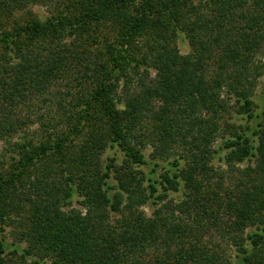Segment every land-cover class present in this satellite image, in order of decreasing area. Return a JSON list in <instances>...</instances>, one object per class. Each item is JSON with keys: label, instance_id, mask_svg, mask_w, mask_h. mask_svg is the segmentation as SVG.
I'll list each match as a JSON object with an SVG mask.
<instances>
[{"label": "trees", "instance_id": "trees-1", "mask_svg": "<svg viewBox=\"0 0 264 264\" xmlns=\"http://www.w3.org/2000/svg\"><path fill=\"white\" fill-rule=\"evenodd\" d=\"M38 5L54 14L42 20ZM263 45L264 0H0V142L12 153L0 160V264L10 225L23 228L24 264H264V110L255 120L252 100ZM52 90L61 111L42 113ZM231 97L255 124L225 140L226 164L255 161L228 186L212 161ZM36 123L37 139L14 141ZM115 146L125 165L101 164ZM148 146L155 161L180 156L147 180L135 167ZM158 186L185 197L165 203ZM75 195L84 212L64 210ZM227 236L237 263L206 241Z\"/></svg>", "mask_w": 264, "mask_h": 264}, {"label": "rangeland", "instance_id": "rangeland-1", "mask_svg": "<svg viewBox=\"0 0 264 264\" xmlns=\"http://www.w3.org/2000/svg\"><path fill=\"white\" fill-rule=\"evenodd\" d=\"M202 1H204V3H202ZM206 0H192V4L193 6H203L205 5ZM33 10L35 12V14L38 15V17H40L42 20H45L47 18H49L52 14H54V12L52 11L53 9L51 8V6L47 5H41V6H34ZM178 47L179 50L181 52L182 55H188L191 52V46L189 43V39H187V37L184 34H181L178 38ZM262 51L261 53H259L257 55V65H261L264 66V45L262 47ZM258 80L256 81V88L254 89V97H253V101H254V115L257 117L258 122H260L261 120V112L262 110H264V75L263 76H258L257 77ZM136 85V84H135ZM59 90V89H58ZM63 91V90H62ZM62 91H56V90H52L51 93L49 91L48 98H49V102H55L53 105H51L50 103H47V107H43L42 106V113H45L47 111H51L53 110L56 111L57 114L60 113V109L58 106V101H60V97L59 94ZM63 94V93H61ZM57 96V98L55 99L54 96ZM47 98V96H46ZM56 100V101H55ZM230 106H235V109H233V111L230 114H227L225 116V121L222 122V126L224 125V123H226V125H230V128L227 129L226 127H223V132L220 134L219 138L217 139L216 143L214 144V149L218 150L219 152L216 153L214 156V159L212 161V165L215 169V171L217 172V174L220 176H225V185H230L229 179H227L226 174L229 175L231 174L232 176H239V172L237 169L239 170H243L248 166H254V160L249 161L246 160L243 163H238L235 165V169H233V172L230 171L229 166L226 164V156L229 153V150L226 149H222L223 148V144L225 142V140L227 138H230V136L232 134H234V132L236 131V129L238 130V132H241V127L245 128L247 126H254L255 124V120H250L249 117L247 116V114H238L236 109L240 106V104L237 103V99L236 97H231L230 98ZM36 105H39V101H37L35 103ZM238 104V105H237ZM118 108L119 109H123L124 108V103L123 102H118ZM21 110L23 111V115L25 116L26 114V108H24V106H22ZM57 119H60V117H58ZM24 134H29V136L32 139H37V135L41 134V129L40 126L36 123L34 125L31 126V128L29 130H26V132H21L15 139L14 141H18L21 136H23ZM9 145L6 142H0V160L1 162H5V157H7V161L5 163H10L11 160V156L12 153H9ZM152 152H153V148L151 146H148V148L143 150V153L145 155L146 160L148 161L149 165L148 166H141V167H135L136 171L138 172H143V174L145 175L146 179L148 180V178L150 177V173L151 170L153 168H156L154 165L155 164H159V167L156 168V175L160 176L163 171L165 166H167L169 162L173 161L174 158H178L180 156V153H176L178 155H175L170 157L168 160H157L155 161L152 158ZM109 159H114L116 161V164L118 166H124L126 163V157L124 155L123 152H121V150L115 146V147H108L106 149V151H104L100 157V162L103 165H107V163H109ZM182 166L185 165L184 161H181ZM174 168V167H173ZM146 180L145 182V186L148 187V181ZM116 184V180L113 178L112 179V185ZM159 188V193L157 194V196L161 195L162 193L166 194V199H165V203H169V201H173V202H180L184 199L185 197V190L184 188H180V190L178 192H174V191H170L165 193L162 189L161 186H158ZM115 192V191H114ZM81 202V198L78 195H75L72 200H71V206H65L64 210L69 211L71 209H77L80 211H83V208L80 205ZM159 208V205H155L153 200H149V202L141 209L142 211L145 212V215L147 217H152L155 213V211ZM84 212V211H83ZM256 230V228H249L246 230V232L244 233L245 236L249 235L251 232H254ZM23 232V228L19 229L18 227H16L15 225H10L8 227H6V231L4 233V237L6 240V244H7V256L6 259L10 262L9 264H24L22 262V260L20 259V257L22 256V251L23 250H27L28 249V244L27 242L23 239L20 240V236ZM217 245V249L219 247L222 248V250L225 251L224 256L228 259V261H231L233 263H237L240 261V255L237 254V248L235 247V245L232 243L231 239L229 236L225 237L224 239L221 240L218 238H207L206 241H208V243H211V241ZM247 246H250L249 241L247 242ZM21 262V263H20ZM25 264H33L32 261H28ZM38 264H52L51 260L49 258L43 260V262H39Z\"/></svg>", "mask_w": 264, "mask_h": 264}]
</instances>
